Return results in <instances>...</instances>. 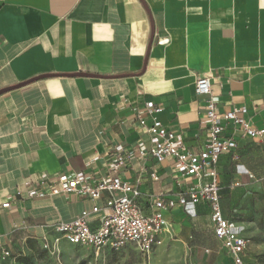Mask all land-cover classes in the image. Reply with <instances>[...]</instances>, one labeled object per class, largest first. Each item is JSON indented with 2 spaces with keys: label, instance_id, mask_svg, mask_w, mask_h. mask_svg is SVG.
I'll return each instance as SVG.
<instances>
[{
  "label": "crops",
  "instance_id": "1",
  "mask_svg": "<svg viewBox=\"0 0 264 264\" xmlns=\"http://www.w3.org/2000/svg\"><path fill=\"white\" fill-rule=\"evenodd\" d=\"M204 76L221 116L246 107L250 126L264 129V0H0V91L28 83L0 95L1 264H20L18 257L55 239L57 224L105 206L107 193L94 201L30 192H49L60 174L113 177L118 146L125 158L118 175L140 189L146 212L159 196L178 199L197 185L174 160L140 155L151 135L139 118L151 124L153 101L163 109L158 120L200 152L210 127L208 97L196 93ZM236 139L241 158L227 152L217 166L223 211L229 219L239 218L236 211L258 217L252 210L264 209V135L237 131ZM165 216V252L189 247L233 264L205 204ZM100 217H92L93 227ZM236 222L246 228L242 236H252L251 223Z\"/></svg>",
  "mask_w": 264,
  "mask_h": 264
},
{
  "label": "built area",
  "instance_id": "2",
  "mask_svg": "<svg viewBox=\"0 0 264 264\" xmlns=\"http://www.w3.org/2000/svg\"><path fill=\"white\" fill-rule=\"evenodd\" d=\"M168 42L169 40L165 39L160 43ZM196 93L208 97L205 114L210 127L203 149L195 153L180 143L176 134L158 120L157 116L163 109L151 101L147 103L151 124H148L145 118H139L140 126L151 135V147L141 150L140 155H150L160 164L172 159L178 173L183 177L196 178L199 183L191 186L178 199L159 196L151 205L150 212H146L140 204V189L118 175L125 160L124 147L118 146L111 165V169L116 173L113 177L94 180L85 172L60 174L49 192H30V196L39 197L47 194H76L94 201L100 200L105 193L109 194L103 208L95 206L92 211L82 212L71 222L57 224L55 239L44 242L46 250L55 253L60 245L66 242L72 246L90 249L96 255L106 250L118 252L127 248L150 255L162 245V235L168 227L165 216L167 210L177 206L186 207L189 204H205L211 214L214 234L222 242L233 264H250L246 260L249 240L241 235V227L237 222L224 214L217 166L224 153H233L236 160L241 158L236 139L237 131L254 139L263 136L264 129L258 130L250 126L249 121L244 118L248 113L246 107L235 108L221 116L210 98L212 88L207 76L198 79ZM230 125H233L231 134ZM151 177L154 181L159 180L155 173ZM204 177L209 180L203 182ZM98 214H101V217L97 226L93 227L92 217ZM5 256H9V253L6 252Z\"/></svg>",
  "mask_w": 264,
  "mask_h": 264
},
{
  "label": "rangeland",
  "instance_id": "3",
  "mask_svg": "<svg viewBox=\"0 0 264 264\" xmlns=\"http://www.w3.org/2000/svg\"><path fill=\"white\" fill-rule=\"evenodd\" d=\"M223 206V205H222ZM242 211H250L247 208H241ZM258 213V217L242 215L238 211L234 213L239 217L232 218L235 221H242L249 224L248 231L252 233L246 238L249 240L246 260L250 264H264V209L252 210ZM238 223V222H237ZM241 230L246 229L242 226ZM186 232L182 231L170 238L168 246L173 248L178 238L185 236ZM167 244L159 246L150 255H143L139 251L127 248L122 251H103L96 255L92 250L72 246L63 242L58 251L52 253L50 250L43 248L30 256L32 264H220V261L213 260L208 256H201L199 252L183 247L178 250L165 252Z\"/></svg>",
  "mask_w": 264,
  "mask_h": 264
},
{
  "label": "trees",
  "instance_id": "4",
  "mask_svg": "<svg viewBox=\"0 0 264 264\" xmlns=\"http://www.w3.org/2000/svg\"><path fill=\"white\" fill-rule=\"evenodd\" d=\"M17 262L20 264H32L31 259L28 256H21L17 258Z\"/></svg>",
  "mask_w": 264,
  "mask_h": 264
},
{
  "label": "water",
  "instance_id": "5",
  "mask_svg": "<svg viewBox=\"0 0 264 264\" xmlns=\"http://www.w3.org/2000/svg\"><path fill=\"white\" fill-rule=\"evenodd\" d=\"M26 84H28V83H23V84H21V85H17V86H15V87H11V88H8V89H4V90L0 91V95L6 93V92H8V91H11V90H14V89L20 88V87H22V86H24V85H26Z\"/></svg>",
  "mask_w": 264,
  "mask_h": 264
}]
</instances>
